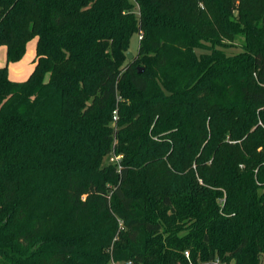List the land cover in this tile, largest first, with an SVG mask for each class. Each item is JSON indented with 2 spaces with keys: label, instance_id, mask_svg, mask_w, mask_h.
<instances>
[{
  "label": "trees",
  "instance_id": "obj_1",
  "mask_svg": "<svg viewBox=\"0 0 264 264\" xmlns=\"http://www.w3.org/2000/svg\"><path fill=\"white\" fill-rule=\"evenodd\" d=\"M0 47V264H264V0H0Z\"/></svg>",
  "mask_w": 264,
  "mask_h": 264
},
{
  "label": "crops",
  "instance_id": "obj_2",
  "mask_svg": "<svg viewBox=\"0 0 264 264\" xmlns=\"http://www.w3.org/2000/svg\"><path fill=\"white\" fill-rule=\"evenodd\" d=\"M36 39L30 41L26 46L23 58L8 66V76L14 81H25L34 68ZM6 63V48L0 47V68Z\"/></svg>",
  "mask_w": 264,
  "mask_h": 264
},
{
  "label": "rangeland",
  "instance_id": "obj_3",
  "mask_svg": "<svg viewBox=\"0 0 264 264\" xmlns=\"http://www.w3.org/2000/svg\"><path fill=\"white\" fill-rule=\"evenodd\" d=\"M138 45H139L138 36L135 34V35H133V36L131 37V39H130V44H129V53H131L132 56L136 55V53H137V49H138ZM224 51H225V53H226L227 55H232V54H236V53H238L240 50H239L238 47H232V48L226 49V50H224ZM204 53H208V52H206V51H204V50H198V49L195 50V54H196L197 56H199V55H201V54H204ZM105 163H106V164L110 163V160H109L108 158L105 159ZM111 264H121V263H113V262H112Z\"/></svg>",
  "mask_w": 264,
  "mask_h": 264
},
{
  "label": "built area",
  "instance_id": "obj_4",
  "mask_svg": "<svg viewBox=\"0 0 264 264\" xmlns=\"http://www.w3.org/2000/svg\"><path fill=\"white\" fill-rule=\"evenodd\" d=\"M142 39V34H139L138 35V40L140 41ZM116 119H117V117H116V111H114L113 112V121H116ZM121 157L122 156H117V157H110V162H118L120 159H121ZM184 256L186 257V258H188L189 257V254H188V252H185L184 253ZM129 264V263H128ZM212 264H223V263H221L219 260H214L213 261V263Z\"/></svg>",
  "mask_w": 264,
  "mask_h": 264
},
{
  "label": "water",
  "instance_id": "obj_5",
  "mask_svg": "<svg viewBox=\"0 0 264 264\" xmlns=\"http://www.w3.org/2000/svg\"><path fill=\"white\" fill-rule=\"evenodd\" d=\"M132 55H131V53H127V58H128V60H131L132 59ZM139 72L141 73V72H143V69H139Z\"/></svg>",
  "mask_w": 264,
  "mask_h": 264
}]
</instances>
